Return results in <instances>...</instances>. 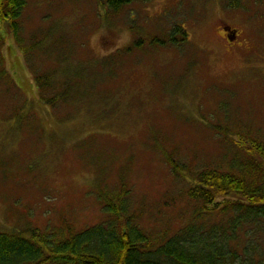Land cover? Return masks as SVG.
Wrapping results in <instances>:
<instances>
[{
  "label": "rangeland",
  "instance_id": "374dc122",
  "mask_svg": "<svg viewBox=\"0 0 264 264\" xmlns=\"http://www.w3.org/2000/svg\"><path fill=\"white\" fill-rule=\"evenodd\" d=\"M23 24L40 41L35 68L54 69L76 102L45 104L32 51L5 40L20 89L0 74V232L84 228L103 218L99 193L122 184L143 226L178 228L194 203L168 159L225 166L230 135L264 136V0H134L115 13L99 0H30ZM175 24L188 41L151 43ZM169 194L178 201L164 211Z\"/></svg>",
  "mask_w": 264,
  "mask_h": 264
},
{
  "label": "trees",
  "instance_id": "16d2710c",
  "mask_svg": "<svg viewBox=\"0 0 264 264\" xmlns=\"http://www.w3.org/2000/svg\"><path fill=\"white\" fill-rule=\"evenodd\" d=\"M99 1L115 13L134 0ZM29 2L0 0V74L9 76L15 89L2 51L5 40L13 36L22 51H32V73L42 101L53 108L73 104L74 95H67L65 82L49 79L54 69L35 68L40 41L33 34L26 37L23 24ZM185 41L188 32L175 24L165 37L153 38L151 43L180 46ZM141 45L125 50L132 52ZM230 137L233 157L225 158V166L193 170L186 162L168 159L173 176L184 183L185 199L194 203L193 216L178 228L143 226L132 208L129 188L122 184L111 195L99 193L103 218L84 228L0 232V264H264V136L239 132ZM170 200L178 201L167 195L161 204L164 211L170 208Z\"/></svg>",
  "mask_w": 264,
  "mask_h": 264
},
{
  "label": "flooded vegetation",
  "instance_id": "af4514ba",
  "mask_svg": "<svg viewBox=\"0 0 264 264\" xmlns=\"http://www.w3.org/2000/svg\"><path fill=\"white\" fill-rule=\"evenodd\" d=\"M236 37H237V33H236V31H234V35H233L232 39H229V41H233V39Z\"/></svg>",
  "mask_w": 264,
  "mask_h": 264
}]
</instances>
